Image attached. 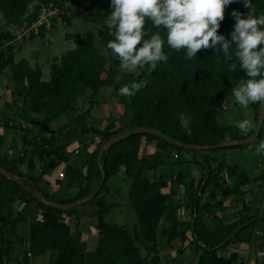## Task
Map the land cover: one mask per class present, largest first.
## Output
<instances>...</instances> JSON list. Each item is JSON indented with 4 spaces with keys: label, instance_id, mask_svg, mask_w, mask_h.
<instances>
[{
    "label": "trees",
    "instance_id": "trees-1",
    "mask_svg": "<svg viewBox=\"0 0 264 264\" xmlns=\"http://www.w3.org/2000/svg\"><path fill=\"white\" fill-rule=\"evenodd\" d=\"M33 1L0 0V14L8 24L17 25L28 3ZM37 1L35 10L29 16L32 24L39 18L42 5L52 2ZM95 1L99 6L100 0ZM252 8L257 17L264 14V0H252ZM233 11L244 14L246 18L249 9L244 6L243 0H235L227 7L218 34L228 40L234 31ZM63 18L66 23H70V19L65 16ZM41 31L47 30L41 28ZM147 31L149 33L145 39L160 32L165 39L164 52L169 57L166 63L160 62L151 74L147 67L139 75L121 73L120 63H108L98 45L79 41L75 49L53 61L51 80L45 82L42 80L40 66L32 68L26 59L16 63L12 56L0 50V78L11 66V79L14 83L12 94L15 100L12 108L16 111V117L26 124L22 126L19 123L23 149L17 157L10 158L2 152L5 138L0 135V167L16 178L9 180L0 174V264H18V261L11 258L14 243L8 233H15L18 226L28 220L29 247L21 264H29V256L40 257L48 252L53 254L51 264H162L161 249L171 246L176 240L184 245L189 240L188 233L191 234L192 245L198 255L194 264L237 263V253L229 257L220 255L230 245L248 243L264 248V214L259 218L245 215L229 225L217 216L224 202L217 199L216 192H221L225 198L236 196L243 202V209L249 210L244 203L242 187L252 182L251 177L247 172L239 173L237 166L228 165L224 156L227 150L243 148L249 144L217 147L232 140H249L255 134L262 108V104L249 105L256 112L255 127L246 135L241 134L238 125H222L219 122L225 101L233 97L232 89L241 79L247 78L235 57V45L230 49V55L234 59L232 63H236L237 67L235 70L230 68L222 78L215 67V63L225 57L222 52L209 48L201 50L198 57L187 59L186 49L175 51L167 45L166 31L146 21ZM97 32L105 46L115 38L110 34L114 30H110L105 23L97 27ZM9 38V33L0 34V39ZM119 76L121 79L117 81ZM141 80H147V86L134 96L119 94V102L125 105V114L129 116L125 128L116 129V120L110 121L104 128L89 127L88 114L79 112L75 107L78 97L88 91L94 105L95 98L104 87L112 86L119 93L123 85ZM20 101L23 102L21 106ZM28 106H32V109ZM64 114L71 116L74 125L82 127L83 131L89 130L94 138L100 139L99 146L87 157L89 171L86 175L81 169H66L69 175L68 186L78 179L85 183V187L75 197L67 199L50 197L44 179L63 159L56 149L55 135L48 134L43 127L49 126L51 120ZM181 114L191 116L188 125L190 135L181 126ZM5 126L9 127L10 124ZM144 128L158 131L182 144L209 148L188 151L154 135H134L116 143L99 158L105 143L113 136ZM34 129H38L37 135ZM32 134L35 136L32 137ZM226 137H230V140ZM143 139L148 142L158 141L166 149L140 156ZM257 140L264 141V124L258 138L251 144ZM169 151L178 157L175 158ZM187 154H191L193 161L206 170V176L196 190L185 185L186 194L191 198L192 220L189 223L179 219L180 205L176 202V187L185 184L181 167L186 163ZM37 163L41 164L39 173H35ZM122 168L125 178L129 180V206L137 217V225L132 230L126 226L110 224L106 220L117 205L109 202L103 193L109 190L108 180L118 175ZM146 171L151 172L152 176H145ZM103 173L105 181L99 193L76 208L61 210L47 206L39 197L41 194L46 200L63 205L76 203L97 190ZM225 174L236 178L232 185H227ZM170 184L174 187L170 192H164ZM18 203L22 205L20 210L16 209ZM85 206L94 209L93 218L98 232L94 250H89L87 242L82 240L81 229L77 228L72 233L70 225L66 223V218L72 216L80 220L79 209ZM38 212L42 213L41 219H37ZM207 217L212 224L207 222ZM257 226H261L263 231L260 240L254 239ZM183 252L182 246L178 255ZM262 254L260 262L264 264V250Z\"/></svg>",
    "mask_w": 264,
    "mask_h": 264
},
{
    "label": "clouds",
    "instance_id": "clouds-1",
    "mask_svg": "<svg viewBox=\"0 0 264 264\" xmlns=\"http://www.w3.org/2000/svg\"><path fill=\"white\" fill-rule=\"evenodd\" d=\"M234 0H111L112 11L105 19V25L114 32V39L107 43L119 59L120 68L136 72L147 67L151 74L160 62L169 57L164 52L165 39L158 31L145 39L146 21L157 29L166 31V43L175 51L186 49V58L192 59L201 50L214 49L231 59L230 49L235 45V57L246 73L232 89L235 101L247 108L250 104H264V14L255 15L252 0H243L249 9L244 14L233 11L235 19L231 39L218 34L221 22L225 20L226 9ZM236 63L230 68L235 70ZM147 80L125 84L119 94L131 97L147 86ZM181 126L188 134L191 116L180 115ZM255 127L252 120L238 123L241 134L246 135ZM230 140V137H226ZM264 154V141L256 148Z\"/></svg>",
    "mask_w": 264,
    "mask_h": 264
},
{
    "label": "crops",
    "instance_id": "crops-1",
    "mask_svg": "<svg viewBox=\"0 0 264 264\" xmlns=\"http://www.w3.org/2000/svg\"><path fill=\"white\" fill-rule=\"evenodd\" d=\"M17 61V60H16ZM43 74V72H42ZM8 77V74H3L0 78V135L5 138V144L2 152L7 155V151L11 150L14 147V144L17 146L16 150L20 154L23 149V142L21 140L20 131L18 130L19 123L22 126H25V122L21 119H18L15 115L14 109L12 108V103L14 96L12 94L13 83L11 78L7 81L5 78ZM11 81V82H10ZM12 83V84H11ZM11 84V85H10ZM23 104L20 101V106ZM111 106H104V109L108 116H110V107L113 108V116L108 118L109 120L101 126L98 124L97 119H90L91 112H86L88 114L87 124L89 127L93 128H104L110 121L116 120V129L125 128L126 125L121 126V120L127 119L128 122V114H121L118 112L117 107L111 103ZM79 107V106H78ZM81 107V106H80ZM82 112V111H79ZM34 115V113H33ZM66 114L59 116L58 118L51 120L49 124L50 132L48 134L55 135V144L56 149L60 156L63 159V162L49 175L45 176V181L47 183L46 192L50 197L59 198L61 195H65V199L75 197L82 187H85V183L81 180H75L71 186H68V173L66 169L71 167L75 169H81L83 174L86 175L89 171V166L86 165L87 157L91 154L100 143L99 138H94V136L90 133L89 130L83 131L82 127H77L71 122V117H65ZM46 117L45 119H47ZM9 123L10 126L6 127L5 125ZM120 124V127H119ZM38 130L34 129V133H37ZM86 138V139H85ZM85 139V140H84ZM76 144L74 147V153L70 152V145ZM259 145L249 144L243 148L239 149H230L224 152L225 160L228 165L237 166L238 172H247L249 173L252 182L248 185L242 187L244 191V203L248 206L249 210L245 211L243 209V202L239 201L236 196H230L225 198L221 192H216L217 199L222 200L224 203L223 208L218 211L217 216L222 219L223 223L226 225L232 224L233 222L240 219L245 215H250L253 217H261L264 214V154L257 153L256 148ZM79 147L86 148V159L85 162L79 165V161L76 159L82 151L77 150ZM166 149L165 145L158 141L148 142L146 140H142V145L140 149V156H147L155 153L158 150L164 151ZM174 156V152L169 151ZM223 153H220L221 155ZM261 157V159H260ZM186 163L182 165L181 170L183 174V179L185 184L176 187L177 196L176 202L180 205L178 210V217L180 220L189 223L192 220V208L190 205L191 198L186 194V186L187 185L191 190H196L202 179L206 176V170L199 164L193 161V156L191 154H187L185 156ZM51 162V160H50ZM39 169V164L37 163V169ZM26 168L23 167V171ZM39 173V172H35ZM59 173H64L65 178H59ZM145 176H152V173L146 171L144 173ZM227 181V185H232L236 178H230L227 174L224 175ZM66 181V182H65ZM65 182V183H64ZM123 185H129L126 182L124 176V168L121 169L120 173L116 176H112L108 180V191H105L103 195L107 198L108 201L113 200L117 207L112 211L121 210L123 205L117 201V197L123 190ZM174 187L172 184L168 188L165 189L164 192H170V189ZM125 189V188H124ZM125 193V192H124ZM123 193V194H124ZM116 198V199H115ZM112 202V203H113ZM125 206V204H124ZM130 207V206H129ZM128 211V210H127ZM111 212V214H112ZM94 209L86 208L80 210V217H85L88 219L86 221L90 224H93L95 219L93 218ZM110 214V215H111ZM37 219L42 218V213L38 212L36 214ZM109 216V215H108ZM107 216V217H108ZM106 217V220H107ZM81 220V219H80ZM207 222L212 224L211 219L207 217ZM96 224V223H95ZM83 233V232H82ZM189 240L182 245L180 240H176L171 246H164L162 249H167L169 251L162 252V261L164 260L163 256L169 254V260L167 263L173 262L175 264H183L180 261V258L195 257V262L198 259V255L194 251V247L191 241V234L188 233ZM263 237V231L261 226H257L255 228V236L254 239L260 240ZM260 242L258 243V245ZM183 246V254L178 255L176 252ZM262 248L256 246H252L248 243H241L238 245H230L226 248V251H221L220 255L225 257H229L233 253H237L239 255V260L235 264H259L260 263V254L262 253ZM194 262V263H195ZM259 262V263H258ZM193 263V264H194Z\"/></svg>",
    "mask_w": 264,
    "mask_h": 264
},
{
    "label": "rangeland",
    "instance_id": "rangeland-1",
    "mask_svg": "<svg viewBox=\"0 0 264 264\" xmlns=\"http://www.w3.org/2000/svg\"><path fill=\"white\" fill-rule=\"evenodd\" d=\"M58 1L56 2V0H52V2H50L48 5L46 6L42 5V7L45 8H50L51 5H53L54 7L59 9L60 13L59 15L52 16L51 30L46 32L39 31L37 35L34 34L32 31L29 32L28 34H25L26 31L30 29L31 26L33 25L29 16L35 10V6L38 4L37 0L28 3L25 13L21 16L20 21L17 25L8 24L5 18L3 17V15L0 14V34L9 33L11 35V38L9 39H0V48L2 52H5L7 56H12L16 63H18L22 59H26L32 68H35L36 66H40L43 72L42 80L45 82L51 80V75H52L51 67L53 65V61L56 60V58L59 60V58L62 57L65 53L75 49L78 46L79 41H88L98 45L102 50V54L108 59L109 61L108 63H114L118 65L119 64L118 57L110 49H108L107 46L103 45V43L101 42V38L97 32V27L102 26L104 24L105 19L112 11L111 0H105L102 4H101L102 0H100L99 6L97 4L98 2L96 1L90 2L88 0H58ZM41 12L39 14V17L41 15ZM64 16L70 19V23L65 22L63 18ZM148 33H149L148 31L145 32V36L148 35ZM199 55L200 52L197 53L196 57H198ZM232 62H234V59L232 57L231 59H225V57H221V61L215 63L216 71L219 73V75H221L222 78L226 76L225 74L229 71L230 64ZM144 69H139L136 72H128L127 70L120 69L119 72L139 75L141 71H143ZM11 70L12 67L10 66L7 69V71L4 72L5 74H8V77L5 78L6 81L12 77ZM120 79L121 78L119 76L117 78V81H120ZM9 80L12 81V79ZM89 94L90 91L78 97L75 103V107H77V109L82 112H91L90 119H97L98 124H100L101 126L106 124V122L109 120L108 118L113 116V108L110 107V116H108V114L104 109V106L105 107L107 105L111 106L110 104L113 103L117 107L118 112L124 114L125 105L119 102L120 96L114 87L108 86L101 89L100 94L95 98L94 105L90 100ZM223 106H224L223 107L224 112H222L221 115L219 116L220 124L238 125L239 122L245 119H249L252 120L255 125L256 112L250 106H248L247 108L241 106L235 101L234 97L228 98ZM30 108L32 109V106ZM49 109L50 108H47V110ZM65 117H71V116L69 114H66ZM121 122H122L121 126L126 125L127 119H123L121 120ZM37 134L38 133H35V135ZM35 135L32 134L31 136L33 137ZM17 137H21L20 134ZM253 144L259 145L260 141L257 140ZM75 146H76L75 143L73 145H70L71 153L72 152L74 153ZM16 147L17 146L14 144V147H12L10 151L9 150L7 151L8 157L13 158L19 155V153L16 150ZM77 150L82 151V153L76 158L79 161V165H80L83 162H85L86 148L79 147ZM40 165L41 164H39V169H40ZM39 169L36 171L39 172L40 171ZM126 182L129 184V180L126 179ZM128 190H129V185L127 186L123 185V190L120 193L122 194V196L120 197L119 195L117 197V201H119V203L123 205V207L121 210H115L114 212H112V214L107 217V222H109L110 224L126 226L127 228L132 230L134 226L137 225V217L135 215V212L129 207ZM59 198H66V197L65 195H61V197ZM109 202L112 203L113 200ZM113 203H115V201ZM21 206L22 205L18 203L16 205V209L20 210ZM86 208H90V207L85 206L80 208L79 210ZM80 219L81 220H78L76 216H72V218H66V223L70 225L72 233H74L77 228L81 229L83 232L82 240L87 242L89 250H94L97 245V235H98L97 229L95 227L96 220L94 221L93 224H90V222L89 223L87 222L86 224V221H88L87 218L82 217ZM29 222L30 221L28 220L25 223H21L18 226L15 233H11L10 231L8 233L9 239H11L12 242L14 243V246L11 250V258L13 260L18 261V264L24 262V254L25 252H27L29 247L28 246V237L30 231ZM165 251H169V250L161 249V256L163 255L162 252H164L165 254ZM176 253L179 254V250ZM142 255H144V253H142ZM262 255L260 257H262ZM163 257L164 260L162 261V264H175L170 261H168L169 263H167V260H169L168 258L169 254L166 255V257L165 256ZM52 258H53V254L51 252H48L46 255L40 257L29 256V264H51ZM180 261L183 264H193L195 262V257H191L190 259L188 257H184V258L181 257Z\"/></svg>",
    "mask_w": 264,
    "mask_h": 264
},
{
    "label": "water",
    "instance_id": "water-1",
    "mask_svg": "<svg viewBox=\"0 0 264 264\" xmlns=\"http://www.w3.org/2000/svg\"><path fill=\"white\" fill-rule=\"evenodd\" d=\"M263 124H264V104H262V108H261V111L259 113L258 126H257V129L255 131V134L249 140H246V141L232 140V141L223 143L222 145L218 146L217 148L233 147V146H238V145H241V144H251L253 141H255L258 138ZM43 128H44V131H46L47 133L50 132V128L48 127V125H45ZM134 135H154V136L160 137L162 139H165L166 141H168V142H170V143H172V144H174L176 146H179L181 148H184V149H186L188 151H192V150L202 151V150H207L209 148L207 146L203 147V146H199V145L182 144V143H179L177 141L169 139L164 134H162V133H160L158 131H155L153 129L144 128V129L131 130V131H128L126 133L113 136L111 139H109L105 143L104 150H102L99 153V158H101V156H102L104 151H109L110 148L113 145H115L116 143H118L120 141H123L126 138H128L130 136H134ZM0 174L3 175L4 177H6L9 180L16 179L14 176H12V174L10 172L6 171L5 169H3L1 167H0ZM104 181H105V174L103 173V178H102V180L100 182V185L97 188V190L92 195H90L88 197H85V198L81 199L80 201H78L76 203H73V204L63 205V204H58V203H55V202H52V201H48L41 194H39V197L42 200V202L45 205H47V206H52V207H55V208H58V209H61V210H69L71 208H76V207H78V206H80L82 204H85L86 202H88L89 200L94 198L99 193L102 185L104 184ZM214 250L215 249H212L211 251H214ZM260 264H261V262H260Z\"/></svg>",
    "mask_w": 264,
    "mask_h": 264
},
{
    "label": "built area",
    "instance_id": "built-area-1",
    "mask_svg": "<svg viewBox=\"0 0 264 264\" xmlns=\"http://www.w3.org/2000/svg\"><path fill=\"white\" fill-rule=\"evenodd\" d=\"M90 2H94L95 0H88ZM60 11L53 5H51L50 8L43 7L40 17L33 23L30 29L26 31L25 34H28L29 32H33L34 34H38L39 31H41V28L46 29L47 31L51 30L52 24H51V18L52 16L59 15ZM1 50V48H0ZM175 158L178 157L177 154L174 155ZM59 178H65L64 173H59ZM262 254H260L261 256Z\"/></svg>",
    "mask_w": 264,
    "mask_h": 264
}]
</instances>
